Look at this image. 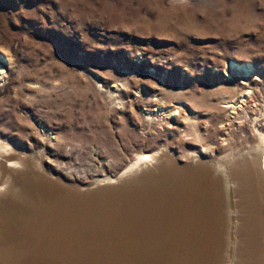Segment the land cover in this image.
I'll return each instance as SVG.
<instances>
[{
    "label": "rangeland",
    "instance_id": "rangeland-1",
    "mask_svg": "<svg viewBox=\"0 0 264 264\" xmlns=\"http://www.w3.org/2000/svg\"><path fill=\"white\" fill-rule=\"evenodd\" d=\"M262 134L264 0H0V264L33 174L77 196L187 163L221 173L214 264H264Z\"/></svg>",
    "mask_w": 264,
    "mask_h": 264
},
{
    "label": "water",
    "instance_id": "water-1",
    "mask_svg": "<svg viewBox=\"0 0 264 264\" xmlns=\"http://www.w3.org/2000/svg\"><path fill=\"white\" fill-rule=\"evenodd\" d=\"M202 168L159 167L77 196L35 173L46 181L20 184L11 215L24 223L8 235L5 255L14 264H178L181 253L214 264L223 204L213 184L221 173Z\"/></svg>",
    "mask_w": 264,
    "mask_h": 264
},
{
    "label": "bare ground",
    "instance_id": "bare-ground-1",
    "mask_svg": "<svg viewBox=\"0 0 264 264\" xmlns=\"http://www.w3.org/2000/svg\"><path fill=\"white\" fill-rule=\"evenodd\" d=\"M249 71V70H248ZM260 140H261V143H262V152L264 153V134H262L261 136H260ZM8 151V150H7ZM1 154H3V152L0 150V157H1ZM5 155V154H4ZM10 156V155H9ZM3 157H6V156H3ZM162 157V156H161ZM2 158V157H1ZM9 158V157H8ZM150 159H154V156H152V155H143L141 158H139V160H138V162H137V164L139 165L138 167H141L142 166V163L143 162H146V161H148V160H150ZM255 162V161H254ZM251 163V162H250ZM257 163V162H256ZM136 165V164H135ZM0 166H2V163L0 162ZM250 167V166H249ZM244 168V167H243ZM133 169V168H132ZM250 169H252V170H250V177H247L246 176V178L244 179V184L247 186L246 188H251V192H252V188L256 185V184H258L257 183V172H256V166H253L252 168H250ZM248 173V172H247ZM2 174V173H1ZM249 174V173H248ZM244 176V175H243ZM259 176V175H258ZM259 181V180H258ZM251 186V187H250ZM259 186V185H258ZM261 186V185H260ZM242 187H243V184H242ZM244 188V187H243ZM260 189V188H259ZM256 191V190H255ZM7 192V191H6ZM63 192H65V191H63ZM67 193V192H66ZM255 193V192H254ZM260 193V192H259ZM250 197H252V196H250ZM251 200V199H250ZM256 201V200H255ZM254 201V202H255ZM253 205V204H252ZM257 206V205H256ZM213 210H215V209H213ZM261 210V209H260ZM259 214V213H258ZM262 214V213H261Z\"/></svg>",
    "mask_w": 264,
    "mask_h": 264
}]
</instances>
